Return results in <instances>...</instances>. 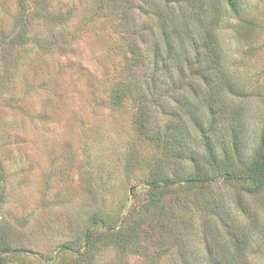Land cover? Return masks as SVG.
Wrapping results in <instances>:
<instances>
[{"label": "rangeland", "instance_id": "1", "mask_svg": "<svg viewBox=\"0 0 264 264\" xmlns=\"http://www.w3.org/2000/svg\"><path fill=\"white\" fill-rule=\"evenodd\" d=\"M103 1L0 0V239L8 227L24 250L5 264H264V187L216 176L147 185L152 173L176 174L186 137L196 133L201 144V133L173 116L166 127L170 116L146 100L110 98L125 41ZM243 1L252 21L244 28L225 3L211 4L221 62L202 63L209 86L181 76L175 110L207 100L213 152L248 177L264 154V0ZM157 133L170 140L145 138ZM101 220L121 239L120 228L130 231L131 242L103 243ZM88 224L94 235L84 244ZM65 245H81V258Z\"/></svg>", "mask_w": 264, "mask_h": 264}, {"label": "trees", "instance_id": "2", "mask_svg": "<svg viewBox=\"0 0 264 264\" xmlns=\"http://www.w3.org/2000/svg\"><path fill=\"white\" fill-rule=\"evenodd\" d=\"M217 2L225 3L233 17L241 22L243 28L251 25V19L245 15L243 0H106L101 5L100 10L105 16L111 17L115 13L120 18L117 24L120 25L121 38L125 41L124 51L121 55L123 57L119 65L116 66L112 78L110 98L120 100L137 97L141 104L143 100H146L160 112L170 116L166 127L175 124L176 121L171 119L173 116L181 127L188 128L190 126L201 133V144L197 140L199 136L196 133H189L186 140L190 141L188 142L191 144L190 147L185 145V138H181L188 153L186 155L187 151L183 152L178 172L176 174L169 173L165 177L152 173L147 182L151 189H156L161 184L171 186L209 182L215 178L214 176L221 179L245 181L254 191L264 187L263 153H256L251 161V175L241 177L235 173L236 171L227 168L226 162L223 161L226 156L225 152H213L210 146V132L213 129L215 117L213 116V106L207 100H195L191 104L193 111L188 108L181 115H177V108L175 110V107H181L177 98L178 81L181 76L186 72L197 74L200 81L209 86L208 70L202 63L207 62L208 64L213 56L220 61L217 56L221 47L219 34L216 33L219 20L217 12H212L213 5ZM26 4L24 1L19 2L23 10L26 8ZM146 5L148 6L145 8ZM131 8H135V10L131 11ZM143 15L147 19H144V24H139ZM203 88L209 89V87ZM170 136L167 133H157L156 136L146 134L145 138L162 145L170 140L167 138ZM262 138L263 142L264 135ZM261 150L264 151L263 144ZM193 172L196 173H194L195 176ZM180 219L184 220L181 217ZM111 226L102 220L97 224L98 229L105 230L102 233L103 243L115 240L114 245H117L122 244L123 240L126 246L131 242L130 231L120 228L121 239L118 235H113ZM89 227L88 224V229L81 233L84 244L87 243V240L92 242L93 239L94 231L89 230ZM95 233L98 234L96 231ZM10 235V230L7 227L0 239V262H4V264L11 256L16 254L18 256L24 251L12 246ZM117 237L121 239L120 243H117ZM76 244L77 241L74 245ZM249 245L248 241L244 242L243 248ZM81 247V245H77L76 249H72L68 245L63 246L65 250H73L78 258L82 256ZM212 259L215 260L214 264H219L217 258L212 257ZM80 262V259H77L74 264H80ZM239 262L242 263L243 260ZM229 264L235 263L230 262Z\"/></svg>", "mask_w": 264, "mask_h": 264}]
</instances>
